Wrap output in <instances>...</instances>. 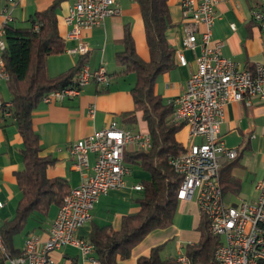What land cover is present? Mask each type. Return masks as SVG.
<instances>
[{
	"label": "crops",
	"instance_id": "obj_1",
	"mask_svg": "<svg viewBox=\"0 0 264 264\" xmlns=\"http://www.w3.org/2000/svg\"><path fill=\"white\" fill-rule=\"evenodd\" d=\"M73 1L16 0L11 10L12 20L10 21L16 26L14 23L17 16L22 20L23 18L29 20L35 12L54 4V13L58 31L63 39L64 51L47 56L48 74L55 76L68 70L77 65L82 57L83 63L87 64L90 70L103 64L109 74L108 85L102 86L90 81L81 87L78 95L50 102L41 99L32 111V127L39 138L40 154L52 160L46 167V176L48 178H64L69 189L77 186L82 177L92 173L91 166L95 159V155L89 153L90 168L80 173L75 168L73 157L69 152V147L75 140L105 127L111 119L116 120L120 127L131 128V131L147 132V125L142 119L140 111L135 113L136 118L133 123L125 122L122 119L123 113L130 112L134 108L130 89L135 83V77L131 73L118 72L114 59L116 52L122 49L120 40L126 26L130 29L138 56L144 61L149 59L143 21L135 0H119L121 8L119 16L106 17L102 24L81 31V40L89 48L86 54L66 52V47L76 44L75 40H64L68 27L63 22V16ZM180 2L181 0H168L170 26L166 30V36L174 49L175 66L169 71L159 74L154 85L155 92L165 101L177 96L185 89L187 78L196 68L198 49L190 50L181 47L184 31ZM5 4L6 0H0V24L4 19L1 8ZM253 4L254 0H222L215 7L218 17L212 26V38L224 41L223 55L237 62L240 68L252 67L257 62L264 63V30H260L250 18V9ZM25 15L28 17L25 18ZM230 23H234V29L230 27ZM179 50L185 57V65H180L177 62L176 53ZM128 75H133V78ZM9 99L10 96L4 100L9 101ZM250 103V105H246L242 101L227 103L224 119L220 124V133L226 138L225 141L222 137L225 146L237 151V155L233 159L221 156L219 177H221L222 168L227 166L229 175L238 185L237 191L227 189L223 193V200L227 204L238 202L231 201L232 195L239 191L242 178L246 176L247 172L253 175L255 181H258L264 173V100L252 98ZM91 104L96 106L92 117L88 113V107ZM9 117L0 111V200L2 202L0 225L2 220L10 219L15 212L21 196L15 172L24 167L19 151L22 147V139L16 124ZM256 136H259V140L254 144L256 150L253 152V157H248L244 162V152L252 151L251 139ZM175 137L185 148L191 141L198 143L202 139L201 137L189 138L185 125L181 127ZM228 137L235 138L231 146L228 145ZM136 149L139 148L128 144L124 149V158L127 153ZM125 163L130 172L125 177L124 186L99 196L92 209L90 220L78 227L77 236L89 239L93 226L109 225L116 230L120 227L124 215L138 211L139 199L143 193L142 189L136 190L133 186L141 184L143 187V181L149 180L150 174L138 162L130 163L125 160ZM57 208L58 206L53 204L46 215L28 218L22 231L14 236V246L21 249L27 233L45 238ZM176 213L181 214L182 220L179 224L174 222ZM200 213L194 198L178 200L172 224L166 228L151 231L132 249L130 257L123 260L122 264H136L139 256L147 255L157 245H161V248L164 247L168 241L176 237L187 240L186 244L196 242L199 238L196 227L200 220ZM17 236H21V245L15 243ZM50 255L54 264H71L72 259H75L77 264H82L78 250L72 246L54 250ZM0 260V264H9Z\"/></svg>",
	"mask_w": 264,
	"mask_h": 264
},
{
	"label": "built area",
	"instance_id": "obj_2",
	"mask_svg": "<svg viewBox=\"0 0 264 264\" xmlns=\"http://www.w3.org/2000/svg\"><path fill=\"white\" fill-rule=\"evenodd\" d=\"M220 1L180 2L184 31L181 47L197 48L198 54L196 68L187 78L185 89L167 102L174 109L172 120L184 122L188 137L202 139L198 143L191 141L182 153L170 157L169 164L182 177L177 198H194L208 221V231L220 238L212 264H264V173L255 184L256 199L236 204L224 202L219 177L221 156L233 159L237 155L236 149L227 148L220 137L225 107L230 101L250 105L252 98L264 100V63L240 68L237 62L223 55L224 41L212 38V26L218 17L215 7ZM15 3L16 0H6L1 8L4 19L0 24V81L9 78L2 58L6 46L4 24L12 20L11 10ZM120 14L119 0H74L68 6L63 22L68 27L64 40H75L76 44L66 47V52L86 54L89 48L81 40V31L102 24L106 17ZM250 18L260 30H264V0H254ZM230 27L234 29V23H230ZM176 56L180 65L186 64L181 50ZM90 81L108 85L109 74L103 64L93 70L87 64H81L72 86L49 91L42 100L50 102L78 95L81 87ZM10 105V101L0 98L3 115L10 116ZM95 111V104H91L89 115L94 116ZM128 144L148 150L152 144L151 136L147 132L122 128L111 119L105 127L75 140L69 147L75 168L80 173L90 168L88 155L92 153L95 155L92 173L82 177L80 183L63 197L46 237L27 235L19 255L10 256L0 233V259L9 264H54L51 252L72 246L78 250L82 264H100L94 255L93 244L77 236L76 231L90 220L100 195L124 186L125 177L130 172L124 161V149ZM133 188L141 190L143 187L135 184ZM174 260L177 264H190L183 252H178Z\"/></svg>",
	"mask_w": 264,
	"mask_h": 264
},
{
	"label": "trees",
	"instance_id": "obj_3",
	"mask_svg": "<svg viewBox=\"0 0 264 264\" xmlns=\"http://www.w3.org/2000/svg\"><path fill=\"white\" fill-rule=\"evenodd\" d=\"M135 1L143 21L149 59L144 61L138 56L127 26L120 40L122 49L116 52L114 59L118 72L131 73L135 77L130 89L134 108L123 113L122 119L133 123L135 113L140 111L152 142L148 150L136 149L127 153L124 161L138 162L149 172L150 179L143 181L138 211L124 215L118 229L114 230L109 225L92 227L88 240L93 244L94 255L100 264H122L123 260L130 257L132 249L151 231L172 224L179 200L177 190L182 180L181 175L169 164V159L185 150V146L175 137L184 122L172 120V104L154 89L156 77L175 66L174 49L166 36L170 26L168 0ZM28 22L24 27H16L10 22L4 24L6 46L2 52L4 66L9 74L5 81L11 103L9 118L16 124L22 139L19 151L24 164L23 169L15 172L21 192L17 207L13 216L2 220L0 225L4 247L12 257L21 253V249L14 246V236L22 231L28 218L46 215L53 204L59 207L69 191L64 178L46 176V167L52 160L40 154L39 138L32 127V111L49 91L72 86L83 63L82 57L74 67L50 76L46 68L47 56L64 51L54 4L35 12ZM226 167L222 168L220 177L222 191H237L238 185ZM220 171L221 168L219 174ZM196 230L199 233L198 240L185 244L183 253L190 264H212L220 238L208 231V221L202 213ZM160 248L161 245H157L147 255L139 256L136 264H177L173 257L161 259ZM71 264H77V261L72 259Z\"/></svg>",
	"mask_w": 264,
	"mask_h": 264
},
{
	"label": "rangeland",
	"instance_id": "obj_4",
	"mask_svg": "<svg viewBox=\"0 0 264 264\" xmlns=\"http://www.w3.org/2000/svg\"><path fill=\"white\" fill-rule=\"evenodd\" d=\"M28 17V15H25V18ZM16 26H26L28 24V20L27 18L23 20L17 16V19L14 23ZM131 76L133 78V75H128ZM0 98L2 100L9 98V93L7 90V85L5 83V81L0 82ZM220 137L221 139H223L225 136L220 133ZM223 137V138H222ZM226 141V138H224ZM235 138H230L228 137L227 141H228V145L231 146L232 143H234ZM259 140V136H256L254 139H251V145H252V151L247 150L244 152V156H243V161L245 162L247 160L248 157H253V152L256 150V144ZM227 143V142H226ZM227 146V145H226ZM229 147V146H227ZM230 148V147H229ZM233 149V148H232ZM248 169H250V167H248ZM257 180L255 181L253 175H251L250 173H246V176H244L242 178L241 181V185L239 188V191L237 192V194L232 195V200L231 201H248V202H252L256 199L257 196V191L255 190V184H256ZM182 220L181 218V214L176 213L175 217H174V222L176 224H179L180 221ZM21 236H17L15 238L16 240V244L17 245H21ZM179 241V242H178ZM187 240H181L180 237H176L173 240L168 241L164 247L161 248V250H159V255L162 258H169V257H175L177 255L178 252H183V246L186 244ZM179 243V244H177Z\"/></svg>",
	"mask_w": 264,
	"mask_h": 264
}]
</instances>
